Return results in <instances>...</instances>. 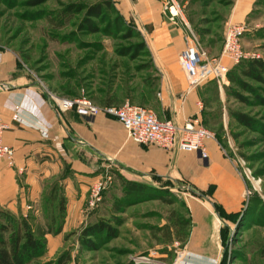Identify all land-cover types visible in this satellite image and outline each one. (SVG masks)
Masks as SVG:
<instances>
[{
    "label": "rangeland",
    "instance_id": "rangeland-1",
    "mask_svg": "<svg viewBox=\"0 0 264 264\" xmlns=\"http://www.w3.org/2000/svg\"><path fill=\"white\" fill-rule=\"evenodd\" d=\"M37 1L0 0V51L15 56L20 74L57 97H88L99 105L129 102L172 120L159 96L163 74L151 38L123 0ZM174 1L181 15L176 24L168 22L183 39L191 31L209 56L221 57L225 27L236 22L231 19L236 0ZM95 5L102 6L100 16H89ZM237 23L246 26L241 40L246 58L264 59V0H253ZM226 79L202 84L199 117L230 162L234 193H226L225 183L198 187L170 176L139 178L108 163L93 167L87 176L94 180L83 177L79 183L63 170L53 198L44 197L39 211L26 212L35 224L55 229L59 198L66 208V189L72 197L83 191L75 224L64 226L63 219L61 232L45 236L44 259L67 251V264H264V83L242 77L252 87L244 91ZM235 112L249 116L251 126L239 123ZM96 182L103 185L100 199L89 207ZM131 182L142 193L129 191ZM101 221L114 236L103 232L84 240L83 229ZM183 236V242L177 240Z\"/></svg>",
    "mask_w": 264,
    "mask_h": 264
},
{
    "label": "crops",
    "instance_id": "crops-1",
    "mask_svg": "<svg viewBox=\"0 0 264 264\" xmlns=\"http://www.w3.org/2000/svg\"><path fill=\"white\" fill-rule=\"evenodd\" d=\"M122 2L151 38L156 64L163 74L159 96L170 108L171 119L182 123L192 115L200 116L203 85L189 88L181 75L177 55L184 47V35L168 22L164 0ZM252 3L236 0L231 17L236 22H230L241 21ZM224 62L229 65L228 60ZM0 119L7 125L2 140L15 151L13 164L0 161V207L14 213L39 211L42 199L51 194L63 170L72 171L79 183L83 177L94 180L87 175L100 163L113 164L139 178L170 176L193 181L198 187L225 183L227 194L236 191L230 162L215 140L205 141L207 158H202L194 151L172 152L135 143L116 119L106 115L82 117L73 110L59 113L46 92L19 73L16 58L9 51H0ZM66 180L69 188L71 178ZM83 195L81 191L72 197L66 189L64 226L75 224Z\"/></svg>",
    "mask_w": 264,
    "mask_h": 264
},
{
    "label": "built area",
    "instance_id": "built-area-1",
    "mask_svg": "<svg viewBox=\"0 0 264 264\" xmlns=\"http://www.w3.org/2000/svg\"><path fill=\"white\" fill-rule=\"evenodd\" d=\"M169 19L176 21L181 15L178 3L174 0L166 3ZM244 23H228L224 30L221 57H211L200 47L195 35L190 31L184 38V47L177 55L179 68L186 76L188 87L193 88L208 81L217 83L227 80L229 69L246 58L241 40L245 34ZM228 60L229 65L224 61ZM57 112L73 110L82 117L106 115L116 119L126 130L127 137L135 143L155 145L169 151H194L207 158L205 141L215 140V134L201 123L199 115H192L182 123L160 119L150 109L125 102L122 105H99L88 97H57L47 93ZM202 107V103H198ZM7 129L6 123L0 119V161L9 164L14 161V148L5 144L2 134ZM101 182L91 188L89 207H93L100 199Z\"/></svg>",
    "mask_w": 264,
    "mask_h": 264
},
{
    "label": "trees",
    "instance_id": "trees-1",
    "mask_svg": "<svg viewBox=\"0 0 264 264\" xmlns=\"http://www.w3.org/2000/svg\"><path fill=\"white\" fill-rule=\"evenodd\" d=\"M41 1L44 0H38L37 2ZM101 9L102 6L100 5L92 6L88 10V15L98 17L101 14ZM90 28L92 31L95 30L92 27ZM242 77L264 83V59L245 58L238 64L233 65L228 71L227 78L231 83L239 86L244 91L252 90V87L241 79ZM236 96L242 99L240 95L236 94ZM233 114L239 123L251 126L252 120L249 116L237 112ZM54 188L53 185L48 199L53 198ZM128 189L132 193H142L143 191L140 185L132 182L128 185ZM162 200L169 202L166 198ZM64 201L63 197L59 198L58 210L61 221L55 229H52L51 225L46 227L43 224H35L30 214L14 213L0 207V264H67L70 262L71 255L67 251L60 254L55 260L44 259L47 252L45 236L50 233L57 234L61 232V224L65 217ZM176 230L178 231L177 228ZM103 232L108 237H113L115 234L108 223L101 221L85 227L82 235L85 240L87 236H99ZM177 240L183 242L185 237H178ZM172 241L173 239H171Z\"/></svg>",
    "mask_w": 264,
    "mask_h": 264
}]
</instances>
